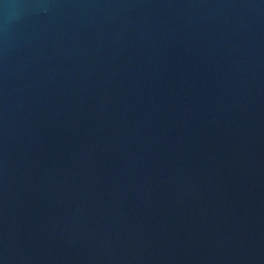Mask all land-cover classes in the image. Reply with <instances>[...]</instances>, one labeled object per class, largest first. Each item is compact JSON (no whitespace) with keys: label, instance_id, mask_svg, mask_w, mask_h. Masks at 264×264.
<instances>
[{"label":"water","instance_id":"1","mask_svg":"<svg viewBox=\"0 0 264 264\" xmlns=\"http://www.w3.org/2000/svg\"><path fill=\"white\" fill-rule=\"evenodd\" d=\"M0 264H264V0H0Z\"/></svg>","mask_w":264,"mask_h":264}]
</instances>
